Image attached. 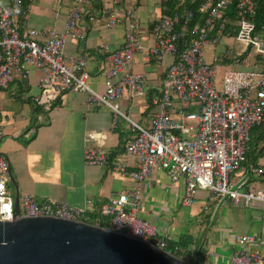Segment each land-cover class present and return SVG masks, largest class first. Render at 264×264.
I'll use <instances>...</instances> for the list:
<instances>
[{
	"label": "built area",
	"instance_id": "obj_1",
	"mask_svg": "<svg viewBox=\"0 0 264 264\" xmlns=\"http://www.w3.org/2000/svg\"><path fill=\"white\" fill-rule=\"evenodd\" d=\"M26 1V5L24 0L0 5V89H6L14 80L28 81L36 72L40 91L32 102L37 108L49 110L67 93L78 91L87 94L88 104L110 108L114 122L119 116L125 117L116 102L124 95H145V76L130 70L134 55L144 50L136 25H130L123 45L107 55L104 93L98 94L87 86L85 59L67 57L63 51L67 39L84 38L80 23L95 0H72L62 32L24 29L18 18L27 21L34 0ZM186 1L178 0L175 11L150 29L154 41L150 55L157 59L168 56L173 61L165 73L160 95L153 100L158 110L150 128L131 123L135 137L125 143L124 152L136 158V168L128 170L114 160L110 169L142 183L160 168L171 181H185L180 200L183 207L193 206L200 188L208 190L218 204L228 200L238 207L259 202L264 218V180L256 184V190L243 192L230 182L231 174L247 160L251 130L264 125V24L257 22L261 0H202L196 10L187 8ZM105 13L109 28L122 15L116 9ZM125 16L134 19L132 12ZM233 44L239 45L238 51ZM221 45L222 51H216L207 61L206 48L216 50ZM220 68L228 70L217 91L215 80ZM1 136L0 127V139ZM105 138L101 132L85 133L86 140L99 144L84 148L85 165L107 163L108 154L102 149ZM259 148L264 152V139ZM248 169L254 176L264 175V169L253 165ZM10 181L8 160L0 152V222L12 221L14 215ZM138 204L139 191L125 190L102 205L101 216L110 219L107 229L167 251L170 237L159 234L151 223L137 216ZM19 215L89 221L83 208L51 200L36 202L30 195L19 198ZM233 243L235 251L227 264H264V254L254 249L260 243L259 236L237 234ZM209 256L218 257L213 252Z\"/></svg>",
	"mask_w": 264,
	"mask_h": 264
},
{
	"label": "crops",
	"instance_id": "obj_2",
	"mask_svg": "<svg viewBox=\"0 0 264 264\" xmlns=\"http://www.w3.org/2000/svg\"><path fill=\"white\" fill-rule=\"evenodd\" d=\"M27 1H24V5ZM1 6L11 5V0H0ZM167 0H95L81 20L84 38L67 39L64 54L70 58H84L85 71L89 77L87 86L98 94L104 93V73L107 69L106 57L118 50L124 42L130 25L135 24V32L140 36L144 50L134 55L130 70L142 74L146 79L145 95L131 98L124 95L116 105L125 117H117L105 105L88 104L87 94L72 91L62 100L55 101L49 110L36 108L32 102L39 94L38 74L34 72L28 81L14 80L6 89H0L18 102L1 96L0 98V152L9 163L10 175L16 183L20 196L30 195L36 202L51 200L73 208H83L86 216L94 217V224L102 226L104 218L98 215L102 205L108 203L125 190L139 191L136 214L151 223L161 235L170 237L174 243H185L182 253H187L185 262L201 257V264H227V254L235 251L233 236L249 233V227L259 225L260 243L254 247L259 253L264 243L263 205L249 202L233 207L228 200L218 204L209 193L197 192L193 207L189 208V224H176L179 214L181 194L185 181L173 182L160 168L152 171L147 180L137 183L121 177L110 169L111 162L118 160L128 170L136 168V158L124 152V145L135 137L131 123L144 129L151 126L152 116L158 108L153 104L160 95L167 69L172 58H154L149 50L154 41L150 29L167 13ZM72 0H34L30 6L28 19L18 23L24 28L40 32L56 30L62 32ZM108 9L119 10L122 14L118 23L109 28ZM133 13V20L125 16ZM223 46L215 50L219 53ZM87 131L103 133L106 138L102 149L108 154L106 164L85 165L83 151L86 147H97L93 140H86ZM257 168H264V155H256ZM252 164H249L250 166ZM261 181L252 176L245 164L230 176V182L238 191H254ZM9 190L15 195V187L10 181ZM249 209L244 223H238L234 214V224H213L218 217H224V208ZM239 215V214H238ZM237 215V216H238ZM241 224H247L245 226ZM239 226L240 232L233 231ZM219 252L218 257L209 256ZM262 254V253H261Z\"/></svg>",
	"mask_w": 264,
	"mask_h": 264
},
{
	"label": "water",
	"instance_id": "obj_3",
	"mask_svg": "<svg viewBox=\"0 0 264 264\" xmlns=\"http://www.w3.org/2000/svg\"><path fill=\"white\" fill-rule=\"evenodd\" d=\"M0 222V264H189L168 251L83 221L19 215ZM193 264H198V258Z\"/></svg>",
	"mask_w": 264,
	"mask_h": 264
},
{
	"label": "trees",
	"instance_id": "obj_4",
	"mask_svg": "<svg viewBox=\"0 0 264 264\" xmlns=\"http://www.w3.org/2000/svg\"><path fill=\"white\" fill-rule=\"evenodd\" d=\"M26 1V0H24ZM177 1L178 0H167V13L166 16L170 15L172 12L175 11V8L177 7ZM202 2V0H196L195 2H192V0H187L186 1V6L187 8H193L194 10H196L198 4ZM260 9L258 10V18H257V22L258 24H264V9H263V5H264V0H261L260 3ZM196 20L198 19L199 15L197 14L196 16ZM35 106V105H34ZM36 107V106H35ZM37 108V107H36ZM264 139V125H259V126H255L252 130H251V139L249 142V150L247 153V160L246 162H244L243 164H245L246 168H248L249 164H252L253 166L257 167L256 164V155H260L264 152H262V150L259 148L260 146V142ZM262 169H264L262 167ZM251 174V173H250ZM252 175V174H251ZM253 176V175H252ZM259 180L263 179L264 180V175H260ZM98 215L102 218H104V221L101 223L103 227L108 228V226L110 225L109 221L110 219L108 217H103L100 214V209L98 211ZM94 217L92 216L89 221H87L89 224H94L93 221ZM185 243H174L169 241L166 250L168 252H170L171 254L175 255L177 258L181 259V260H185V257L187 255V253H182V250L185 249L184 247ZM201 257L199 258L198 264H201L200 261ZM195 261V258L193 260H191L189 262V264H193Z\"/></svg>",
	"mask_w": 264,
	"mask_h": 264
},
{
	"label": "rangeland",
	"instance_id": "obj_5",
	"mask_svg": "<svg viewBox=\"0 0 264 264\" xmlns=\"http://www.w3.org/2000/svg\"><path fill=\"white\" fill-rule=\"evenodd\" d=\"M233 47H234V50L238 51L239 50V45L238 44H233ZM215 53V50L212 48V47H208L206 48L205 50V59L207 61H210L211 59V56ZM225 70H228V69H224V68H220V71L218 72L217 74V77H216V80H215V84H216V90L219 91L220 89V86H221V80H222V77H223V74H224V71ZM0 94L2 96H5L7 98H10L12 100H15L17 101L18 105H20L19 101L14 99L13 95H10L8 94L7 92L5 91H1L0 90ZM1 98V96H0ZM199 193L202 192L204 194H209V191L208 190H203V189H198ZM23 196V195H22ZM20 196V197H22ZM193 207V206H192ZM22 208V204H21V199H20V209ZM189 208H185V207H181L178 211H179V214L176 215V221L177 222H174L176 224H189V221H188V215H189ZM223 213H228L226 216L224 217H218L217 220L213 223V224H228V222L230 224H234V221H235V217H234V214H236V217H237V221L238 223H244L245 220H246V215L245 214H249L250 213V210L249 209H236V208H233V207H228V208H224L222 210ZM239 214V215H238ZM238 215V216H237ZM138 217H142V215L138 214ZM226 217L228 218V222L226 221ZM243 226L247 225V224H241ZM233 231H235L236 233H239L241 230H240V227L239 226H236V227H233ZM249 233L255 235V236H258V232L260 231V227L259 225H252L251 227H249ZM264 233V232H263ZM262 247H261V250L260 252L262 254H264V243H261ZM255 249V248H254ZM215 253L216 255H219L220 253L215 251L213 252ZM233 254V251H229V253L226 255L227 258L229 256H231ZM228 260V259H227Z\"/></svg>",
	"mask_w": 264,
	"mask_h": 264
}]
</instances>
